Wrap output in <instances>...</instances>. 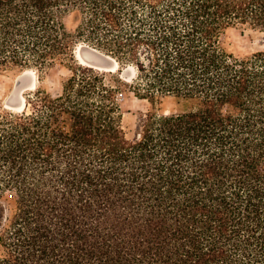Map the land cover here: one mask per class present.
Listing matches in <instances>:
<instances>
[{
  "label": "trees",
  "instance_id": "trees-1",
  "mask_svg": "<svg viewBox=\"0 0 264 264\" xmlns=\"http://www.w3.org/2000/svg\"><path fill=\"white\" fill-rule=\"evenodd\" d=\"M58 65L0 108V264H264V0H0V74ZM126 93L153 106L130 130Z\"/></svg>",
  "mask_w": 264,
  "mask_h": 264
},
{
  "label": "rangeland",
  "instance_id": "rangeland-1",
  "mask_svg": "<svg viewBox=\"0 0 264 264\" xmlns=\"http://www.w3.org/2000/svg\"><path fill=\"white\" fill-rule=\"evenodd\" d=\"M79 22V15L77 13L70 15L66 19V23L70 29H76ZM226 40L229 48L239 56L250 55L257 51L261 45V36L249 27H236L229 29ZM79 45L84 48L91 47L88 43L83 41L78 43L77 47ZM130 68L131 69L127 68L125 70H131V73L133 74L135 68L133 66ZM32 71L34 73H31L24 79L26 90H23L22 96H25V101L29 94L38 89H46L53 94H58L61 89L62 78L70 74V71L62 65H58L47 74H41L35 70ZM127 73L130 74L129 72ZM132 77L133 76H129L127 78L131 79ZM19 78L20 75L17 73L0 74V108L3 106L10 108L7 106V102L15 92ZM119 102L124 113V125L129 130L135 129L142 115L153 109L151 103L138 99L133 93H126L125 98L119 97ZM180 108L181 107L177 104L174 97H167L157 104V109L161 112H177Z\"/></svg>",
  "mask_w": 264,
  "mask_h": 264
},
{
  "label": "water",
  "instance_id": "water-1",
  "mask_svg": "<svg viewBox=\"0 0 264 264\" xmlns=\"http://www.w3.org/2000/svg\"><path fill=\"white\" fill-rule=\"evenodd\" d=\"M80 55L86 60V63L89 64V66L99 68V69H109L114 67V63L111 61L110 58L105 57L100 51L90 48V47H81L80 49ZM131 69V68H129ZM127 72L125 71V77H129ZM131 74V73H130ZM134 73L132 74V76ZM131 76V75H130ZM27 77V75H22L18 82L15 92L11 95L10 99L7 102V106L13 109L20 108L24 106L22 103V93L23 90L26 88L24 79ZM19 99V101H18Z\"/></svg>",
  "mask_w": 264,
  "mask_h": 264
},
{
  "label": "bare ground",
  "instance_id": "bare-ground-1",
  "mask_svg": "<svg viewBox=\"0 0 264 264\" xmlns=\"http://www.w3.org/2000/svg\"><path fill=\"white\" fill-rule=\"evenodd\" d=\"M81 45H79L78 47H77V50H76V55H77V57H78V59L81 61V64H84V65H89V64H87L86 63V60L80 55V49H81ZM119 69V64L117 63V62H115L114 63V67L113 68H109V69H101L102 71L103 70H106V71H113V72H116L117 70ZM33 74L34 72L32 71V70H28V71H25L24 73H22L21 75H20V77L22 76V75H30V74ZM35 79H36V77H35ZM126 79H127V81H129V79L126 77ZM37 81V80H36ZM33 88V87H32ZM26 90V88L24 89V91ZM22 103L25 105V98H24V96H22ZM23 107V106H22ZM21 108V107H20ZM18 109V108H17Z\"/></svg>",
  "mask_w": 264,
  "mask_h": 264
}]
</instances>
